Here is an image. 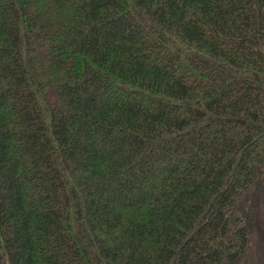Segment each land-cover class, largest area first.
<instances>
[{
  "label": "trees",
  "instance_id": "1",
  "mask_svg": "<svg viewBox=\"0 0 264 264\" xmlns=\"http://www.w3.org/2000/svg\"><path fill=\"white\" fill-rule=\"evenodd\" d=\"M262 188L264 0H0V264H264Z\"/></svg>",
  "mask_w": 264,
  "mask_h": 264
},
{
  "label": "rangeland",
  "instance_id": "2",
  "mask_svg": "<svg viewBox=\"0 0 264 264\" xmlns=\"http://www.w3.org/2000/svg\"><path fill=\"white\" fill-rule=\"evenodd\" d=\"M259 208L257 221L252 229L251 246L254 255L258 259L264 255V188L261 189L258 197ZM262 263V262H261Z\"/></svg>",
  "mask_w": 264,
  "mask_h": 264
}]
</instances>
